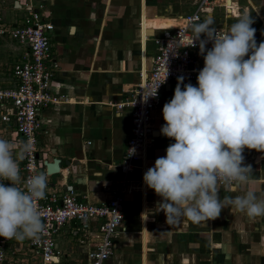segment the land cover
<instances>
[{"label":"crops","instance_id":"0c3cea01","mask_svg":"<svg viewBox=\"0 0 264 264\" xmlns=\"http://www.w3.org/2000/svg\"><path fill=\"white\" fill-rule=\"evenodd\" d=\"M40 2L43 20L53 25L58 69L50 91L60 102L38 113L39 171L50 188L70 187L82 201L103 204L129 136L131 107L124 102L138 69L149 65L161 30L179 24L195 0ZM22 3L11 1L6 27L19 21ZM205 7L195 30L235 29L239 44L191 50L192 66L213 58L214 70L163 84L144 155L152 181L124 194L121 226L103 264H264V0H209ZM3 38L0 86H7L9 65L24 47ZM227 129L240 137V178L225 185L197 180L190 170L205 164V139ZM18 149L12 125L0 122L1 187L21 175ZM54 158L52 176L43 161ZM96 226L90 221L85 234L73 223L64 227L56 238L62 263L82 261Z\"/></svg>","mask_w":264,"mask_h":264},{"label":"built area","instance_id":"2783aa9c","mask_svg":"<svg viewBox=\"0 0 264 264\" xmlns=\"http://www.w3.org/2000/svg\"><path fill=\"white\" fill-rule=\"evenodd\" d=\"M208 2L195 0L192 12L182 16L179 24L164 27L154 40L156 52L147 67L142 64L138 69L131 97L124 102L131 107L130 127L117 164L118 177L107 187V200L95 205L82 201L70 187L61 192L50 188L39 171L38 113L60 102V97L50 91L58 62L50 50L53 25L42 18L43 4L23 1L19 21L0 30L2 36L24 47L21 59L8 68V85L0 86V122L12 125L18 136L21 172L11 184L0 186V264H64L56 238L69 223L85 234L90 221L97 222L95 241L79 264H103L112 254L124 194L143 189L152 181L144 155L152 133L151 111L158 106L163 84L214 70L213 58L202 67L192 66L191 50L227 51L239 44L241 34L235 29L195 30ZM204 148L205 164L190 170L194 178L219 185L240 178V137L235 130L213 133L205 139ZM135 171L137 176H133ZM0 175H5L3 166Z\"/></svg>","mask_w":264,"mask_h":264},{"label":"rangeland","instance_id":"374dc122","mask_svg":"<svg viewBox=\"0 0 264 264\" xmlns=\"http://www.w3.org/2000/svg\"><path fill=\"white\" fill-rule=\"evenodd\" d=\"M11 1L12 0H0V24H2V23L4 24V26H1L0 25V30L2 28L6 27L5 26L6 25V18H5L6 15H5V11H7V9L9 8V6L11 5ZM38 1H40V0H38ZM22 14H23V12L21 14L19 13L17 15V16L20 15L18 17V20H19V18H21ZM1 19H3V20H1ZM6 42H8V41H6V39L3 38V36L0 34V62H3V60H5V58L8 57L7 49H6L7 48ZM4 264H7V263H4Z\"/></svg>","mask_w":264,"mask_h":264},{"label":"water","instance_id":"95a60500","mask_svg":"<svg viewBox=\"0 0 264 264\" xmlns=\"http://www.w3.org/2000/svg\"><path fill=\"white\" fill-rule=\"evenodd\" d=\"M215 52V50H211V53H214ZM36 156H37V154H36ZM43 164H44V166H45V171H46V173H48L49 175H55V174H57L58 173V168H59V159H57V158H54V159H52L49 163H47V162H45V161H43Z\"/></svg>","mask_w":264,"mask_h":264}]
</instances>
